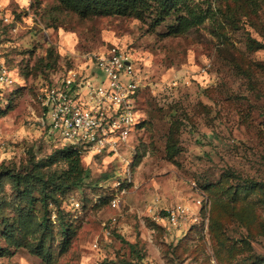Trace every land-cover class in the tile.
Returning a JSON list of instances; mask_svg holds the SVG:
<instances>
[{"label": "rangeland", "instance_id": "1", "mask_svg": "<svg viewBox=\"0 0 264 264\" xmlns=\"http://www.w3.org/2000/svg\"><path fill=\"white\" fill-rule=\"evenodd\" d=\"M146 1L135 19L81 17L59 0H0V173L28 181L36 199L28 207L2 176V216H42L32 174L66 169L49 165L65 145L38 122L46 85L68 71L91 73L93 55L118 47L139 71L142 121L117 156L82 155V186L56 193L70 213L69 239L51 220L43 257L26 247L41 230L18 231L17 247L0 222V264H264V0H179L157 26L161 0ZM180 18L190 26L173 35ZM128 169L131 183L112 209L114 182ZM178 205L197 222L155 220Z\"/></svg>", "mask_w": 264, "mask_h": 264}, {"label": "built area", "instance_id": "2", "mask_svg": "<svg viewBox=\"0 0 264 264\" xmlns=\"http://www.w3.org/2000/svg\"><path fill=\"white\" fill-rule=\"evenodd\" d=\"M92 63L96 70L91 73L68 71L39 91L38 122L49 136L81 156H117L122 148H129L130 135L133 131L136 133V125L140 122L137 115L141 88L139 71L127 53L118 47H109L93 55ZM125 173L128 175L124 180L114 182L115 193L109 201L112 209L121 206L127 186L123 182L131 183L129 169ZM71 208L77 211L80 204L73 200ZM187 210L182 205L171 207L155 220L165 221L171 228H179L187 220L197 222V216L190 215ZM55 218L52 213L54 224ZM115 221L112 218L109 225L113 226Z\"/></svg>", "mask_w": 264, "mask_h": 264}, {"label": "trees", "instance_id": "3", "mask_svg": "<svg viewBox=\"0 0 264 264\" xmlns=\"http://www.w3.org/2000/svg\"><path fill=\"white\" fill-rule=\"evenodd\" d=\"M62 7L68 11L78 14L81 17L108 15V16H126L134 17L135 19H144L145 14L149 11L150 5L147 4L146 0H59ZM179 0H161L160 9L155 14V20L153 25H159L163 18L171 15L172 11L177 7ZM198 20V19H197ZM190 26L189 21L185 18L179 19V24L172 29L171 33L176 35L181 33L182 30ZM50 84V83H49ZM142 121L136 125V130L141 127ZM52 153L49 158V165H55L58 167L59 164L66 166V169L55 171L51 177L45 179L40 173H33L30 179L41 184L42 188V207L44 213L42 216H35L34 213L29 211H21L17 213L12 219L2 216L0 213V222L4 225L5 235L14 241L16 244V234H36L41 230L40 236L36 238L35 245L32 246L34 252L37 255L48 256L44 251V243L49 235H52V224L50 217V210H48L51 202L55 204L56 208L54 211L55 219L60 222V231L63 234L65 240L69 239V231L72 230L71 224L63 225V221L70 214L63 210L62 203L56 198V193H64L72 188H79L82 186L84 180L87 178V169L83 167L82 156L72 148L68 146L60 147ZM7 177L13 180V185L20 191L18 199L22 202H26L27 206H31L36 200L32 195V191L29 188V182L21 179L17 174L13 172L0 173V186L1 177ZM24 184L22 190L19 187ZM240 190H244L241 188ZM2 200L0 199V202ZM0 204V210H1ZM52 216V214H51ZM53 222V221H52ZM31 225L35 228L32 230ZM47 234L46 239L44 235ZM19 247V244H16Z\"/></svg>", "mask_w": 264, "mask_h": 264}]
</instances>
